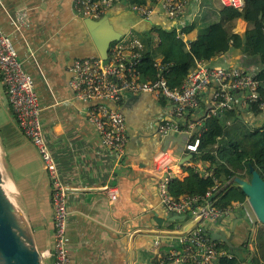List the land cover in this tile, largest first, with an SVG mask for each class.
Segmentation results:
<instances>
[{
  "label": "crops",
  "instance_id": "1",
  "mask_svg": "<svg viewBox=\"0 0 264 264\" xmlns=\"http://www.w3.org/2000/svg\"><path fill=\"white\" fill-rule=\"evenodd\" d=\"M74 1L0 0V30L10 38L22 68L33 80L43 138L58 177L68 190L65 242L69 261L159 264L176 244L180 228L187 222H181L163 207L153 165L162 152L170 151L184 163L173 171V179L178 180L186 178L187 170L193 167L200 174L208 172V165L195 163L184 152L188 141L185 132H170L166 138H159L156 128L169 105L147 93L125 94L115 104L126 119L125 155L120 157L102 144L97 130L86 118L89 104L75 99L69 87L73 62L99 57L85 26L86 19L76 13ZM199 6L200 0H186L183 15L177 20L160 12L141 19L130 10L128 1L122 0L94 20L102 22L95 34L103 38L116 35L120 43L127 44L138 41L139 35L153 28L178 30L191 24ZM245 28L246 24L237 20L233 31L242 37ZM190 59L193 65L206 59L214 65L238 67L252 75L257 71L254 59L246 58L238 50L210 57L206 49L200 48ZM203 108L202 105L200 113ZM247 120H253L251 125L257 127L264 123V114L249 116ZM0 172L5 185L11 187L7 189L9 196L32 229L38 251L41 254L51 250V186L37 152L15 123L1 74ZM107 189L116 191L115 201L110 200ZM241 222L235 228L239 229ZM252 222L245 229L244 241L235 249L229 248L231 253L239 251L247 240L248 233L255 228ZM44 262L51 264L52 259Z\"/></svg>",
  "mask_w": 264,
  "mask_h": 264
},
{
  "label": "built area",
  "instance_id": "2",
  "mask_svg": "<svg viewBox=\"0 0 264 264\" xmlns=\"http://www.w3.org/2000/svg\"><path fill=\"white\" fill-rule=\"evenodd\" d=\"M122 0H75L76 13L85 19L98 20ZM222 5L241 9L244 0H219ZM186 0H157L152 6L130 5L132 12L141 19H148L160 12L168 19H179L185 10ZM141 45L138 41L124 44L113 43L107 59L90 57L75 60L69 68V87L74 98L89 104L87 120L97 130L102 144L122 157L126 153L128 135L126 119L115 107L125 94L147 93L155 100L168 103L165 118L156 128L159 138L164 139L170 132L183 131L188 135L184 152L197 153L201 131H206L205 120L219 118L225 112L237 108L250 107L256 111L264 110V102L259 101L261 88L255 75L238 67L214 65L209 60L197 61L185 79L177 87H171L161 74L162 67L155 62L153 77L141 69ZM0 74L15 123L28 142L37 152L44 173L51 186L52 207V246L51 250L40 254L44 260L51 258V264H70L65 242L66 198L68 190L61 183L56 166L43 138L40 121V106L33 80L22 68L17 51L9 37L0 30ZM203 105V112L200 109ZM198 112V114H195ZM184 164L170 151H164L153 165L157 177L160 201L165 210L172 215L198 220L186 234L179 235L176 244L167 252L159 264H212L220 257L215 242L209 235L208 226L222 222L228 215L245 210L244 204L235 203L225 209L212 204L210 193L204 197H181L172 199L168 185L173 179V171ZM195 173L198 172L193 167ZM209 172H202L206 177ZM111 201H115V190H106ZM187 222V223H188ZM182 229V228H180Z\"/></svg>",
  "mask_w": 264,
  "mask_h": 264
},
{
  "label": "trees",
  "instance_id": "3",
  "mask_svg": "<svg viewBox=\"0 0 264 264\" xmlns=\"http://www.w3.org/2000/svg\"><path fill=\"white\" fill-rule=\"evenodd\" d=\"M127 1L129 6H152L157 2ZM237 20L246 24L242 37L233 31ZM137 38L141 45V69L147 77H153L154 64L158 62L161 74L171 87L179 86L191 71L190 57L200 48L206 49L210 57L240 51L246 58L254 59L257 66L254 77L262 84L257 91L259 101L264 102V0H244L241 9L226 7L219 0H200L196 19L191 24L178 30L153 28ZM258 113L264 114V110H251L248 106L205 120L206 131H201L197 153L192 156L195 163L208 165L209 174L203 177L189 169L183 180H170V197L176 200L186 196L204 197L209 192V199L218 209L244 204L246 197L240 188L231 184L232 179L250 180L251 166L264 181V123L253 129L246 124L249 116L257 117ZM189 218L187 213L181 222L186 223ZM256 233L255 239H250L248 233L239 248L244 255L238 249L231 253L225 243L215 242L217 251L226 252L228 256L212 264H264V230Z\"/></svg>",
  "mask_w": 264,
  "mask_h": 264
},
{
  "label": "water",
  "instance_id": "4",
  "mask_svg": "<svg viewBox=\"0 0 264 264\" xmlns=\"http://www.w3.org/2000/svg\"><path fill=\"white\" fill-rule=\"evenodd\" d=\"M100 21L86 19L84 23L94 40L99 57L106 60L110 46L119 42L120 38L116 35H109L104 38L97 37L95 34L96 27L102 24ZM190 158H193V156L191 155ZM248 172L251 176L250 180L235 177L232 179V184L241 189L256 221L264 226V181L251 166H249ZM4 186L5 183L0 172V264H43L40 252L35 244L32 229L21 210L4 190ZM176 217L179 220L183 219V216ZM234 219L228 232L219 229L215 233H210L212 241L227 244V237L232 234L237 223L240 221L250 223L248 216L242 210L235 213ZM197 222L198 220L188 222L182 228L180 235L188 233Z\"/></svg>",
  "mask_w": 264,
  "mask_h": 264
},
{
  "label": "rangeland",
  "instance_id": "5",
  "mask_svg": "<svg viewBox=\"0 0 264 264\" xmlns=\"http://www.w3.org/2000/svg\"><path fill=\"white\" fill-rule=\"evenodd\" d=\"M228 64L227 65H234V66H236L237 64H235V63H229V62H227ZM247 123L246 124H248V128L250 129H253V128H256V127H254V126H252V125H250V123H252V120H248V121H246ZM255 125V124H254ZM231 184H232V182H231ZM244 208H245V210L248 212V214H249V216H250V218L253 220V222L252 223H255V228H253V231H250L249 233H250V239H255V237H256V232H257V230H259V229H262V230H264V226L263 225H260L257 221H256V219H255V217H254V214H253V212H252V210H251V208L249 207V205L246 203L245 204V206H244ZM233 216L232 215H228L226 218H225V220H223L222 222H220V223H218V222H216V223H214L213 225H211V226H208L207 225V227H208V231H210L211 233H215L218 229H221V228H224V229H228V228H230V226H231V224L233 223ZM248 223V222H247ZM251 226H252V224H251ZM243 241H244V239H243ZM252 248H253V246H252ZM240 250V249H239ZM240 252L242 253V255H244V253H243V251L242 250H240ZM225 254H226V256H228V253H226V252H224Z\"/></svg>",
  "mask_w": 264,
  "mask_h": 264
},
{
  "label": "flooded vegetation",
  "instance_id": "6",
  "mask_svg": "<svg viewBox=\"0 0 264 264\" xmlns=\"http://www.w3.org/2000/svg\"><path fill=\"white\" fill-rule=\"evenodd\" d=\"M248 225H249V223H247L246 221H242L240 223L239 229L235 228L234 231L232 232V234H229V236L227 237L228 243L226 244L229 248L235 249L236 246L241 243V240L245 236V232H246L245 229H246V227H249ZM231 226H232V224H231ZM231 226H230V228H228V230L231 229ZM236 229H237V231L235 232ZM224 230H226V229H224ZM230 235H231V237H230Z\"/></svg>",
  "mask_w": 264,
  "mask_h": 264
},
{
  "label": "bare ground",
  "instance_id": "7",
  "mask_svg": "<svg viewBox=\"0 0 264 264\" xmlns=\"http://www.w3.org/2000/svg\"><path fill=\"white\" fill-rule=\"evenodd\" d=\"M7 185H8V186H6V185L4 186V190H6V192L8 193V190H7V189H8V188L11 189V187H9V184H7ZM8 194H9V193H8Z\"/></svg>",
  "mask_w": 264,
  "mask_h": 264
}]
</instances>
